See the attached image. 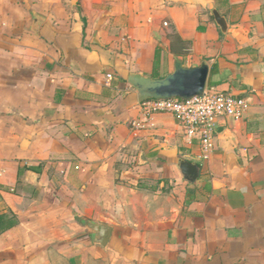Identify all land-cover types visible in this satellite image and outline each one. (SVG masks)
I'll return each instance as SVG.
<instances>
[{"label":"crops","instance_id":"crops-1","mask_svg":"<svg viewBox=\"0 0 264 264\" xmlns=\"http://www.w3.org/2000/svg\"><path fill=\"white\" fill-rule=\"evenodd\" d=\"M156 50L158 77L176 58L205 61L220 81L206 88L249 102L207 161L172 115L146 119L133 102L126 77L153 78ZM6 214L16 224L0 234V264H264V0H0ZM86 220L112 227L104 247Z\"/></svg>","mask_w":264,"mask_h":264},{"label":"built area","instance_id":"built-area-1","mask_svg":"<svg viewBox=\"0 0 264 264\" xmlns=\"http://www.w3.org/2000/svg\"><path fill=\"white\" fill-rule=\"evenodd\" d=\"M137 105L146 119L158 114L172 115L179 124L184 143L196 145L200 159L207 161L214 150L217 128L223 122L242 119L249 102L225 91L206 88L201 97L189 100H147Z\"/></svg>","mask_w":264,"mask_h":264},{"label":"water","instance_id":"water-1","mask_svg":"<svg viewBox=\"0 0 264 264\" xmlns=\"http://www.w3.org/2000/svg\"><path fill=\"white\" fill-rule=\"evenodd\" d=\"M211 15L215 25L221 33L226 31V20L216 9H212ZM40 17L33 21L32 31L37 34L40 27ZM210 69L205 61L194 67H185L181 59L173 61V69L163 77L152 78L138 73H129L126 77L127 84L135 91L133 102L142 103L147 100H189L201 97L207 87ZM218 129L217 132H220ZM177 168L182 178L191 183L198 176V166L195 163L179 160ZM89 230L91 241L95 245L104 247L110 238L112 227L109 224H96L84 221Z\"/></svg>","mask_w":264,"mask_h":264},{"label":"trees","instance_id":"trees-1","mask_svg":"<svg viewBox=\"0 0 264 264\" xmlns=\"http://www.w3.org/2000/svg\"><path fill=\"white\" fill-rule=\"evenodd\" d=\"M171 39H176L177 42H179L181 45H187L186 47H181L178 49L176 45H174V42H172ZM171 40V52L176 56H184L188 52V42L181 41L177 36L170 35ZM177 50V51H176ZM159 64V55L157 50L155 51L154 55V61H153V78H159L157 74V68ZM216 75H217V68L215 66H212L210 69V74L207 82L208 87L216 86L219 84V82L216 81ZM16 224V219L14 215L12 214H6V215H0V234L5 232L6 230L12 228Z\"/></svg>","mask_w":264,"mask_h":264},{"label":"rangeland","instance_id":"rangeland-1","mask_svg":"<svg viewBox=\"0 0 264 264\" xmlns=\"http://www.w3.org/2000/svg\"><path fill=\"white\" fill-rule=\"evenodd\" d=\"M169 35H173V34H169ZM172 40V42H174V45H176L177 47H178V49L179 48H181V47H186L187 48V45H181L179 42H177L176 41V39H171ZM114 200V199H113ZM115 200H117V201H121V199H115ZM83 220L82 219H80V218H76V219H72L71 220V230H72V235L70 236V240H75L76 238H78V233H76L75 235H74V227H77V228H79V229H82L83 230ZM76 229V228H75ZM81 230V231H82ZM86 232H87V230H86Z\"/></svg>","mask_w":264,"mask_h":264}]
</instances>
